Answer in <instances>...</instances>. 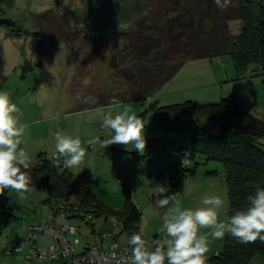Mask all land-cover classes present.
Here are the masks:
<instances>
[{"label":"rangeland","instance_id":"obj_1","mask_svg":"<svg viewBox=\"0 0 264 264\" xmlns=\"http://www.w3.org/2000/svg\"><path fill=\"white\" fill-rule=\"evenodd\" d=\"M149 3L151 0H0V65L8 66L0 85L17 105L19 112L15 115L26 125L22 140H30L22 148L31 157V163H37L40 154L48 160L56 158V132L74 138L79 136L86 156L78 167L69 169L72 182L106 184L101 186L109 192L105 200L116 211L124 208V190H127L140 210L139 231L143 228L146 241L153 236L164 238L165 233L161 231L163 217L173 207L171 204L165 208L156 206L157 197L151 187L157 184L168 188L166 195L181 193L182 209L203 207V198L213 195L224 201L218 213L220 221H227L229 209L223 165L198 158L195 175L174 170L171 166L178 168L181 161L179 154L173 151L177 150V143L166 139L163 130L150 127L151 116L159 106L171 105L167 104V98H172V102L189 100L187 102H197L199 106L233 96L239 105L264 121V71L250 69L244 79L237 80L229 55L233 42L221 57L185 64L172 82L148 102L121 104L106 110L100 108L102 112L98 109L83 111L95 91L103 94L104 89L112 87L110 58L106 54L105 60L101 61V52L95 45L133 28L136 21L146 15ZM240 26L238 21L231 24L234 35ZM37 33L45 37L42 53L33 51V38ZM85 78L91 81L89 85L82 83ZM125 105L144 120L146 148L143 155L131 144L128 147L103 146V141L114 134L102 126L103 114L111 112L114 116ZM148 105L157 109L152 113ZM211 121L203 119L197 123L211 126L216 131V124ZM89 140H95V143L89 144ZM29 149L35 155L32 156ZM174 177L180 181L177 186L172 185ZM30 188L23 193V198L11 190L4 192L7 202L6 206H0V264H55L48 261L28 263V246L21 251L13 250L24 240L27 226L54 218L55 199L47 188L34 181ZM104 218L94 215L92 226L75 220L81 225L80 231L69 235L67 240L72 243L82 239L83 232L94 240L109 230H116L115 219L107 218L105 223ZM62 220L60 217L57 225H61ZM67 223L78 227L74 221ZM210 231L201 228L200 234ZM118 238L120 243L128 244L126 233H119ZM224 239L211 241L207 264H213L211 257L223 251ZM36 241L41 247L55 243L54 238L46 235L37 236ZM81 250L78 249L79 253Z\"/></svg>","mask_w":264,"mask_h":264},{"label":"trees","instance_id":"obj_2","mask_svg":"<svg viewBox=\"0 0 264 264\" xmlns=\"http://www.w3.org/2000/svg\"><path fill=\"white\" fill-rule=\"evenodd\" d=\"M237 21L241 26L234 35L231 24ZM44 42L42 33L35 34L33 51L42 53ZM230 42L233 48L229 55L237 80L244 79L250 69L264 71V0H230L223 11L214 0H151L146 15L133 28L95 45L101 52V61L106 54L110 58L112 87L104 89L103 94L95 91L83 111L115 106L113 100L119 105L148 100L185 64L221 57ZM197 105L185 102L160 107L152 114L150 127L176 138L181 161L179 169L171 165L174 170L195 175L198 158L223 165L229 218L249 206L248 197L254 195L257 186L264 188V121L239 105L233 96ZM203 119H214L211 122L216 124V131L197 123ZM30 170L32 180L44 185L53 199L69 200L72 180L66 169L61 170L54 160L41 155L35 165L30 164ZM172 179V185H179L177 177ZM82 195L79 205L96 206L95 217L99 214L114 218L121 225L120 233H126L128 238L139 232L141 213L127 190L121 211L107 207L89 191ZM258 256L264 258V242L244 244L226 234L223 251L211 262L250 264Z\"/></svg>","mask_w":264,"mask_h":264},{"label":"clouds","instance_id":"obj_3","mask_svg":"<svg viewBox=\"0 0 264 264\" xmlns=\"http://www.w3.org/2000/svg\"><path fill=\"white\" fill-rule=\"evenodd\" d=\"M214 3L223 11L230 0H214ZM82 83L89 85L91 81L85 78ZM113 104L120 107L115 100ZM97 111L102 112L100 109ZM18 112L10 94L0 91V195L11 190L23 198V193L31 190L33 180L30 174L31 157L20 147L26 125L15 115ZM102 126L114 133L103 141L104 147L113 144L128 147L131 144L134 150L144 154V120L130 106H123L122 111L114 116L111 112L103 114ZM54 140L56 167L70 169L83 162L86 149L79 136L74 138L58 131L54 134ZM88 143L93 144L95 140H89ZM151 192L157 197V207L173 206L163 217L161 231L165 236L147 242L143 238V228L134 232L128 239L130 254L124 257L122 264H207L211 241L223 239L226 234L244 244L255 243L257 240L264 242V188L257 186L254 195L248 197L249 206L245 210H237L227 221L218 219L219 210L224 204L219 196L204 197V206L192 210L182 209L181 193L166 195L168 188L162 184L151 187ZM201 228L211 231L200 234Z\"/></svg>","mask_w":264,"mask_h":264},{"label":"built area","instance_id":"obj_4","mask_svg":"<svg viewBox=\"0 0 264 264\" xmlns=\"http://www.w3.org/2000/svg\"><path fill=\"white\" fill-rule=\"evenodd\" d=\"M183 163H186V161ZM59 168L64 170L62 166ZM95 209L96 206L94 205L82 208L81 205L73 203L68 199H56L54 208L56 217L45 220L34 226H28L25 238L21 245L13 250L21 251L22 248L28 246L26 257L28 263L38 261L56 263L63 261L67 264H122L124 257L130 254V247L121 244L117 240V230L107 232L101 236L102 241L107 244V248L91 246L84 252L77 253L67 240L69 235H76L78 233L77 227L67 223L69 219L77 218L83 224L89 225L93 223ZM57 216L63 219L61 225H57ZM39 235L52 237L55 239V243L46 247H41L36 242L37 236ZM160 239L163 238L157 237L150 240V242Z\"/></svg>","mask_w":264,"mask_h":264},{"label":"crops","instance_id":"obj_5","mask_svg":"<svg viewBox=\"0 0 264 264\" xmlns=\"http://www.w3.org/2000/svg\"><path fill=\"white\" fill-rule=\"evenodd\" d=\"M7 68H8V66H6V65H0V79L3 77V75H5L6 74V72H7ZM172 82V81H171ZM171 82H169L168 84H170ZM2 83V81L0 80V84ZM167 84V85H168ZM167 85H165V86H167ZM164 86V87H165ZM163 87V88H164ZM162 88V89H163ZM0 89H1V91H2V85H0ZM198 89V88H197ZM154 97V96H153ZM153 97H151V99L153 98ZM150 99H148V100H146V102H148ZM167 100L169 101L167 104H171V105H175V104H182L183 102H176V101H174V102H172L173 101V99L172 98H167ZM187 101H189V100H186V102ZM193 102V101H192ZM197 103V102H196ZM200 103V102H199ZM151 104H153V102L151 103ZM150 104V105H151ZM154 105H157V103H154ZM159 105V104H158ZM165 105V104H164ZM163 105V106H164ZM149 106V105H148ZM163 106H159V107H163ZM109 107H112V106H109ZM109 107H99V108H97V109H100V108H104L105 110H106V108L108 109ZM148 108H150V109H152V113L157 109V107L155 106L154 108H151V106H149ZM90 111V110H89ZM25 136V135H24ZM166 139H170L172 142H175L176 143V138L173 136V135H169V134H167V137H166ZM30 140V139H29ZM28 139H24V140H22V143H21V145H20V147H23V146H25V145H27V142L29 141ZM24 142H26V143H24ZM30 151H31V149H29ZM38 151V150H37ZM174 152H176V153H178V148H177V150H173ZM39 153H41V152H39ZM31 155L33 156V155H35V154H33V152L31 151ZM40 155H42V154H40ZM177 157V156H176ZM31 165H35L36 163H30ZM67 170V174L71 177V180L73 181V177H72V174L69 172V169H66ZM96 184V185H95ZM102 185H106V184H104V183H100V182H92V183H88V184H86V185H80V184H74L73 182H72V186H71V191H72V195L70 196V198H69V200L70 201H72L73 203H76V204H79V202L81 201V199H82V197H83V195L82 194H84L85 192H91L94 196H95V198L97 199V200H99V201H101L104 205H106L107 207H109V208H112V209H115L107 200H105L106 198V196H107V194L109 193V192H107L105 189L106 188H103V187H101ZM9 190H6L5 192H8ZM7 194V193H6ZM6 194H3L2 196H0V206L1 207H3L4 205L6 206V202L7 201H5V199H6V197H7V195ZM100 195V196H99ZM53 213V215H54V218L56 217L55 216V213L54 212H52ZM52 215V216H53ZM59 218L60 217H57L56 218V221H57V223H58V220H59ZM69 220H71V222L72 221H74V222H76V224H78V221H75V220H79V219H77V218H71V219H69ZM104 220H105V223H107V218L105 219L104 218ZM115 221V227H116V230L118 231V234L121 232V225L116 221V220H114ZM80 227H81V225L80 224H78V229H79V231H80ZM27 228H28V226H27ZM93 230H94V228H93ZM115 230V229H114ZM82 231H83V229H82ZM108 231V230H107ZM108 232H113V230H109ZM24 234H25V229H24V232H23ZM82 233V232H81ZM79 234V235H81V237H82V234ZM118 234H117V240L119 241V238H118ZM93 235V234H92ZM83 237L84 238H82V239H75L72 243L71 242H69L70 243V246L72 247V248H74L75 249V251L77 252V253H79V251H78V249L79 248H82V250H81V252L80 253H82V252H84L85 250H87L89 247H91V246H99V247H101V248H107V244L105 243V242H103L102 241V239H101V237L99 236V238L98 239H95L94 238V240H92L91 238L92 237H90L89 235H88V233H84L83 232ZM86 237V238H85ZM158 236H153V237H150V239H149V241H147V242H150V240H152V239H154V238H157ZM37 240V239H36ZM37 242V241H36ZM37 244H39L38 242H37ZM122 244V243H121ZM123 245H127V244H123ZM217 254V253H216ZM215 254V255H216ZM214 257V256H213ZM213 257H211V258H213ZM250 264H264V258L263 257H255L252 261H251V263Z\"/></svg>","mask_w":264,"mask_h":264}]
</instances>
